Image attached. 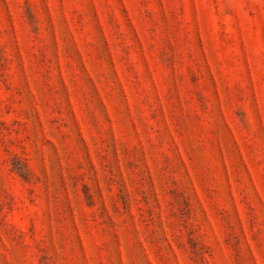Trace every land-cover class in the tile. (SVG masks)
I'll use <instances>...</instances> for the list:
<instances>
[{"label": "rangeland", "instance_id": "rangeland-1", "mask_svg": "<svg viewBox=\"0 0 264 264\" xmlns=\"http://www.w3.org/2000/svg\"><path fill=\"white\" fill-rule=\"evenodd\" d=\"M0 264H264V0H0Z\"/></svg>", "mask_w": 264, "mask_h": 264}]
</instances>
